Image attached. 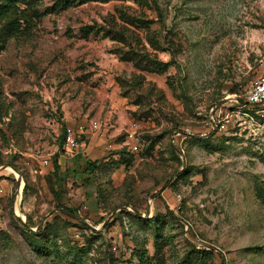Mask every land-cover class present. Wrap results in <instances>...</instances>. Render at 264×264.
<instances>
[{
    "label": "rangeland",
    "instance_id": "obj_1",
    "mask_svg": "<svg viewBox=\"0 0 264 264\" xmlns=\"http://www.w3.org/2000/svg\"><path fill=\"white\" fill-rule=\"evenodd\" d=\"M263 73L264 0H0V264H264Z\"/></svg>",
    "mask_w": 264,
    "mask_h": 264
},
{
    "label": "built area",
    "instance_id": "obj_2",
    "mask_svg": "<svg viewBox=\"0 0 264 264\" xmlns=\"http://www.w3.org/2000/svg\"><path fill=\"white\" fill-rule=\"evenodd\" d=\"M246 101L257 105L264 114V73L251 84ZM78 139L79 137L76 133L71 128H68L64 138L65 148L72 152L78 151L81 145Z\"/></svg>",
    "mask_w": 264,
    "mask_h": 264
},
{
    "label": "trees",
    "instance_id": "obj_3",
    "mask_svg": "<svg viewBox=\"0 0 264 264\" xmlns=\"http://www.w3.org/2000/svg\"><path fill=\"white\" fill-rule=\"evenodd\" d=\"M141 2H145V3H149V0H140ZM154 3L157 5V0H154ZM157 65L161 68V70H165L168 66H169V62H162V61H158ZM65 138V135H64ZM64 142V140H63ZM91 168L95 169L96 168V164L94 162H92L91 164ZM69 213H73V210L69 209L68 210Z\"/></svg>",
    "mask_w": 264,
    "mask_h": 264
},
{
    "label": "water",
    "instance_id": "obj_4",
    "mask_svg": "<svg viewBox=\"0 0 264 264\" xmlns=\"http://www.w3.org/2000/svg\"><path fill=\"white\" fill-rule=\"evenodd\" d=\"M69 213V212H68Z\"/></svg>",
    "mask_w": 264,
    "mask_h": 264
}]
</instances>
